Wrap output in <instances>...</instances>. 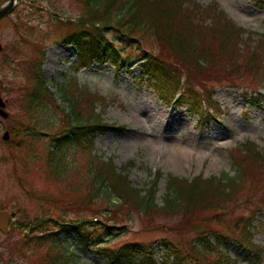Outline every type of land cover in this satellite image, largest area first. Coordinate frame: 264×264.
<instances>
[{"label":"trees","instance_id":"1","mask_svg":"<svg viewBox=\"0 0 264 264\" xmlns=\"http://www.w3.org/2000/svg\"><path fill=\"white\" fill-rule=\"evenodd\" d=\"M254 1L264 8V0ZM81 2L82 13L64 23L71 30L64 41L78 49L77 63L73 65L75 76L82 68L112 61H120L119 70L124 58L136 56L142 76H149V85L157 96L168 105L189 104L199 113L200 124L211 116L218 120L208 110L217 104V84L245 83L247 87L243 89L252 104L264 105V34L255 40L218 4L204 7L194 0ZM34 67L35 85L23 112L29 123L23 125L22 133L30 137L57 123L55 131L49 133L52 138L45 160L46 172L53 181H66L67 189L83 193L82 201L94 207L106 193L115 197L114 206L127 214L137 212L148 220L179 217L184 234H180V240L162 241V251L153 244L143 246L132 241L109 247L107 244L119 234L116 230L126 226L117 219L105 220L97 213L68 217L64 211L51 214L50 207H42L43 217L37 215L35 226L26 224L24 231L28 229L27 239L34 240L35 249L27 246L24 251H42V264H73L75 254L59 232L68 229L85 248L93 246L103 251L111 264H242L228 252L230 241L240 251L255 256V264L262 263L264 247L255 242L254 236L255 221L264 212V152L254 141L246 140L230 149L233 176L198 175L189 179L168 174L160 204L157 192L161 172H157L151 186L137 188L127 174L118 170L113 159L104 160L92 153L96 134L115 127L107 123L104 111L97 110L96 103L102 97L88 95L77 81L75 85L61 84L59 90L69 109L60 110V119H56L49 108L54 94L46 87L40 61ZM73 147L89 153V157L78 163L71 158ZM133 165L130 160L123 170ZM257 180H261L262 189L256 187ZM252 197L255 200L251 202ZM241 207L248 208L246 214L235 215L227 224L226 217ZM189 234L192 238L187 241Z\"/></svg>","mask_w":264,"mask_h":264},{"label":"rangeland","instance_id":"2","mask_svg":"<svg viewBox=\"0 0 264 264\" xmlns=\"http://www.w3.org/2000/svg\"><path fill=\"white\" fill-rule=\"evenodd\" d=\"M4 1L0 0V4ZM194 1L204 7L218 4L239 27L253 34L255 40L264 34V8L254 0ZM82 10L81 0H18L15 10L0 18V42L5 46V51L0 53V91L10 113L8 119L0 117V210L15 212L10 230L7 233L0 230V264H42V251H24L27 246L35 249L34 240L27 239L28 229L24 231L26 224L35 226L37 215L43 217L42 207L46 210L50 207L51 214L64 211L68 217H90L97 213L105 220L117 219L126 226L116 230L119 234L107 244L109 247L132 241L143 246L153 244L162 251V241L180 240V234H184L179 217L157 216L148 220L137 212L127 214L118 210L114 206L115 197L106 193L94 207L82 201L83 193L67 189L66 181L59 184L53 181L46 172L45 160L52 138L49 133L55 131L57 123L51 126L54 130L46 127L30 137L22 133L23 125L29 123L23 112L35 85L34 64L38 61L47 80L46 87L54 94L49 108L56 119H60V110L69 109L59 90L61 84L75 85L77 81L88 95L96 93L102 97L96 103L97 110L104 111L107 123L115 127L96 134L92 153L104 160L113 159L118 170L127 174L137 188L151 186L157 172H161L157 192L160 204L168 174L189 179L198 175L233 176L231 148L253 140L264 152V105L252 104L251 97L245 95V83L217 84L214 94L217 104L208 110L218 120L211 116L201 125L199 113L189 104L168 105L157 96L149 85V76H142L136 56L131 60L123 56L124 66L119 70L120 61H112L82 68L75 76L73 65L77 63L78 49L64 41L71 32L64 23L69 17L74 21ZM55 12L61 16L58 18ZM6 131L11 134L9 140L3 139ZM75 149L70 151L71 158L83 163L89 153ZM74 151L79 152L72 154ZM130 160L134 165L123 170ZM256 182V187L262 189L261 180ZM254 200L252 197L251 202ZM247 211L245 207L235 209L225 222L229 224L235 215ZM255 224L254 240L264 247V212ZM59 232L70 252L76 255L73 264H111L103 251L79 244L70 230L59 229ZM32 234L38 235L34 230ZM191 238L189 234L186 240ZM228 252L242 264L257 261L255 256L240 251L233 241L228 243ZM261 262L264 264V255Z\"/></svg>","mask_w":264,"mask_h":264},{"label":"water","instance_id":"3","mask_svg":"<svg viewBox=\"0 0 264 264\" xmlns=\"http://www.w3.org/2000/svg\"><path fill=\"white\" fill-rule=\"evenodd\" d=\"M18 0H6L0 4V18L10 14L16 7ZM5 50V46L0 42V53ZM0 116L4 119L9 118L10 113L7 111V102L3 98L0 92ZM10 133L5 132L3 138L8 140ZM15 220V212H9L7 210H0V230L4 233L9 231L10 219Z\"/></svg>","mask_w":264,"mask_h":264}]
</instances>
